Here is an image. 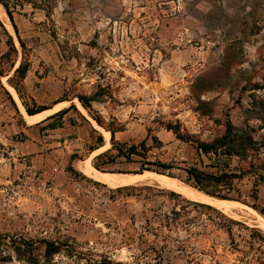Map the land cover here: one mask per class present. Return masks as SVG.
I'll use <instances>...</instances> for the list:
<instances>
[{
    "label": "rangeland",
    "instance_id": "374dc122",
    "mask_svg": "<svg viewBox=\"0 0 264 264\" xmlns=\"http://www.w3.org/2000/svg\"><path fill=\"white\" fill-rule=\"evenodd\" d=\"M53 1L50 12L14 13L17 32L0 10V234L37 242V258L42 239L59 243L56 264H264L253 207L264 208V0ZM22 62L24 80L14 75ZM23 103L43 117L29 121ZM72 104L62 127L47 128ZM229 121L250 149L247 161L222 156L226 171L254 172L221 195L255 211L227 214L150 179L111 187L81 171L112 148L114 130L149 151L100 171L140 174L159 160L193 187L187 168L218 172L196 142L223 136ZM6 244L0 264H29Z\"/></svg>",
    "mask_w": 264,
    "mask_h": 264
},
{
    "label": "trees",
    "instance_id": "16d2710c",
    "mask_svg": "<svg viewBox=\"0 0 264 264\" xmlns=\"http://www.w3.org/2000/svg\"><path fill=\"white\" fill-rule=\"evenodd\" d=\"M0 3L3 5L4 9L6 10L10 20L12 21L14 28L17 30V27L14 23V13H19L27 6H30L34 9L46 10L50 12L55 7V2L53 0H0ZM0 25H2L0 21ZM22 42V41H21ZM9 44L11 48L15 49V45L13 43L12 37H9ZM4 58V55L2 56ZM29 70L28 63L22 62L18 68L15 69L14 75L22 80L26 78L27 72ZM3 74V71L0 69V76ZM17 91L18 88L14 87ZM79 100L82 106L85 109H91L90 103L92 99L87 97L80 96ZM26 112L29 115H35L38 112H41L42 109H33L27 103H23ZM75 109L76 106L72 104L70 107L66 109H62L59 112L55 113L54 115L48 117V120H54L47 125L49 129H55L57 127L63 126V117L71 110ZM98 124H102L100 119L94 117ZM175 134L179 139L185 140L178 131H174ZM239 133L236 130V127L229 121L226 126V132L223 136L215 139L212 142H196V149L197 152L200 154H204L206 156H215L213 158L214 162L212 167H216L218 169L217 173H210L205 170H202L198 167H189L186 169L188 180L191 186L203 191L211 196H217L220 199L225 201H234V200H226L228 197L225 195H221V189H232L235 186V180H242L245 174L253 173L254 171L240 169V173H234L231 171H226L229 168V164L227 163L228 159L223 158H231V157H239L243 159V161H247L249 158L248 151L250 147H247L245 143L242 142L243 136L238 135ZM250 142H254L253 139L249 140ZM159 145H163L161 141H157ZM111 143L112 148L108 151L97 155L94 160V166L101 169V165L114 163L117 158H125L127 160H132L134 156H141L145 157L149 151V147L147 146L146 140L142 141L139 144H128V143H120L116 141L115 138V131L111 130ZM103 146V137L99 135L97 138V147L91 149V153L100 147ZM253 150H257V148H253ZM222 156H225L222 158ZM253 163L250 162V167L253 168ZM173 168L172 165L164 163L162 161H152L148 163L147 167H143L140 173L144 171H151L160 174H165L166 169ZM264 182V175H261V179ZM259 179L256 181L258 183ZM187 182V181H186ZM254 197H257V184L256 188L254 189ZM253 207L260 212L264 216V208L259 207L257 205H253ZM231 222H235L230 220ZM6 242L10 243V248L12 252L16 255L18 259L27 260L29 264H56L54 262V256L61 251V245L59 243H55L49 239H42V245L44 247L43 253L40 258L34 256V251L37 249L36 244L37 242L33 240H25L21 237H12L7 234H0V258L4 261L7 258H11L10 256L3 257V250L2 247L7 245ZM9 246V245H7ZM120 264V263H117Z\"/></svg>",
    "mask_w": 264,
    "mask_h": 264
},
{
    "label": "bare ground",
    "instance_id": "6f19581e",
    "mask_svg": "<svg viewBox=\"0 0 264 264\" xmlns=\"http://www.w3.org/2000/svg\"><path fill=\"white\" fill-rule=\"evenodd\" d=\"M0 10L4 13L5 16H7V13H6V11H5V9L1 3H0ZM9 90L13 94H16V91L13 87L9 86ZM24 113L27 116V118L29 119V121L41 119V117H43L40 113L35 114V115H28L25 109H24ZM81 171L87 177H89L93 180H96L98 182L104 183V184L111 186V187L128 186V185H132L138 181L150 179V180L155 181L161 187L177 191V192L183 194L185 197H187L190 200L209 204V205L215 207L216 209H219L220 211L227 213V214L234 213V210H238L242 207H247L248 209H252L249 206L235 205V204L220 200L218 198L209 196L208 194L206 195V194L198 191L197 189L190 187L189 185L187 186L184 184H180L178 182V180L175 178H172V177H169L167 175L160 174V173L158 174V173H153V172H146L144 174H141V173L140 174H124V173L102 172V171L96 169L95 167H93L89 161L83 162V165L81 166ZM253 211H255V210H253Z\"/></svg>",
    "mask_w": 264,
    "mask_h": 264
}]
</instances>
